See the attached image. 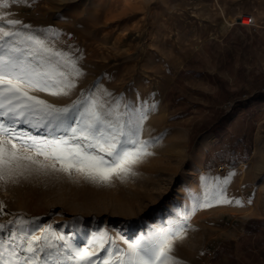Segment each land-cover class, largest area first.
Here are the masks:
<instances>
[{"label": "rangeland", "instance_id": "374dc122", "mask_svg": "<svg viewBox=\"0 0 264 264\" xmlns=\"http://www.w3.org/2000/svg\"><path fill=\"white\" fill-rule=\"evenodd\" d=\"M0 12L21 21L15 30L42 40L75 64L60 68L75 84L68 96L33 95L59 107L95 99L100 111L111 113L107 119L119 114L140 140L148 141L151 153L124 181L114 177L110 183H93L74 171L71 177L50 171L0 182V224L7 225L0 232L4 259L16 229L26 239L43 237L58 246L64 264H74L66 259L72 255L68 245L83 248L101 234L107 235L106 247L115 260L129 244L147 243L160 233L172 239V255L181 264H264L261 235L236 237L247 219L264 216V204L256 203L257 195L264 196V37L259 31L264 8L254 0H27ZM244 14L256 18V31L237 22ZM225 17L235 24L215 37ZM0 27L10 28L2 22ZM21 47L27 55L38 46L25 42ZM232 109L236 116L233 123H222L223 136H250L247 164L242 170L243 162L230 166L210 159L203 168L201 160L219 142L205 129L215 124L217 112L226 119ZM18 129L49 135L24 124ZM259 136L262 151L256 155ZM223 174L232 177L229 185L221 183ZM239 181L249 204L216 198L228 187L238 193ZM218 208L225 211L213 222L210 216ZM18 219L26 222L22 230L8 223ZM208 223L212 229L205 227ZM17 250L19 257L30 255ZM105 256L99 252L101 260ZM41 258L55 264L45 253Z\"/></svg>", "mask_w": 264, "mask_h": 264}, {"label": "snow or ice", "instance_id": "6c2138e0", "mask_svg": "<svg viewBox=\"0 0 264 264\" xmlns=\"http://www.w3.org/2000/svg\"><path fill=\"white\" fill-rule=\"evenodd\" d=\"M21 2L27 0H0V9ZM0 22L10 26L0 27V182L14 183L19 177L50 171L63 172L70 177L74 171L78 178L93 183H110L114 177L124 181L135 175L134 166L151 154L147 152L149 142L140 140L137 131L119 114L114 120L107 119L106 115L111 113L100 111L102 105L95 99L87 104L76 101L59 107L33 95L34 92H47L52 96H68L75 84L69 78L71 74L60 68L62 63L72 68L75 64L63 53L48 49L42 40L15 30L21 21L7 18L6 13L0 12ZM25 42H33L38 47L29 49L25 55V48L21 47ZM75 75H80L78 70ZM21 124L46 129L49 135L35 136L21 131L18 129ZM59 132L64 135H57ZM235 203L240 204V201ZM8 223H15L21 230L26 224L23 219ZM6 228L7 225L0 224V232ZM42 239L45 243L35 247L34 242ZM17 240L18 244L12 243ZM9 243L8 258L4 259L0 252V264H48L47 259L41 258L42 253L54 258L55 264H64L59 258V247L46 238L31 236L26 239L25 233L18 235L13 229ZM107 243V235L101 234L83 248L68 245L72 255L66 259L74 264H181L172 255L173 241L166 233L158 234L147 243L137 240L129 244L128 251L117 255L115 260ZM53 247L57 248L55 253L47 251ZM90 248L95 250L90 251ZM17 249L30 255L19 257ZM102 251L107 252V256L101 260L99 252Z\"/></svg>", "mask_w": 264, "mask_h": 264}, {"label": "trees", "instance_id": "16d2710c", "mask_svg": "<svg viewBox=\"0 0 264 264\" xmlns=\"http://www.w3.org/2000/svg\"><path fill=\"white\" fill-rule=\"evenodd\" d=\"M234 110L235 109L231 110V112L229 113L226 119H224V117L223 118L220 117V111L217 112L214 120V121L217 120L215 124H213L211 128L205 129L207 133L214 132L219 139V142L214 146H212L209 152L207 153L204 162L205 166H207V162L210 159L214 160V162L216 163L220 161H224L230 166H237L240 162H244L249 158L252 147H251V141L249 139L250 136L248 134L245 133L242 137H239L237 139L233 137V134L223 136V130H222L223 128L221 127L224 126H222V123H226L228 121L229 123H233L234 117L236 116V113L234 114ZM241 111H243V109H241ZM205 121L208 122L207 119ZM204 125H208V124L206 123ZM221 147L227 148L229 151L226 152V154H224L220 149Z\"/></svg>", "mask_w": 264, "mask_h": 264}, {"label": "bare ground", "instance_id": "6f19581e", "mask_svg": "<svg viewBox=\"0 0 264 264\" xmlns=\"http://www.w3.org/2000/svg\"><path fill=\"white\" fill-rule=\"evenodd\" d=\"M247 21H244L243 24H246ZM234 19H227L226 17L221 21L220 25L218 26V32L215 33V37H219L220 35H223L225 33V31L227 30V28H230V27H233L234 26ZM199 25H202V23L200 22ZM197 31H200L201 28H196ZM195 30V29H194ZM27 51V50H26ZM111 80V79H110ZM48 95V94H47ZM42 96V94H41ZM52 96V95H50ZM56 97V96H55ZM60 97V96H59ZM62 97V96H61ZM49 98V97H48ZM67 98V97H66ZM67 100V99H66ZM48 101V100H47ZM63 101V100H62ZM64 107V106H63ZM256 142V141H255ZM258 143H261V140L258 142L257 140V145H256V153H260L261 150V147H259V144ZM263 148V147H262ZM247 163L243 162L241 163L238 168L240 169H244V167L246 166ZM227 180L228 182L227 183H224V181ZM232 181V177L227 175V174H223L221 175V183L223 184H226V185H229L230 182ZM239 192L238 193H235V190L233 191L230 187H228L226 189V192L222 193L220 192L216 198H218V200L222 203V201H240L241 204H249V201L246 197V191H244V188H243V182H240L239 181ZM234 197V200H230V198ZM257 200H256V203L258 204V206L260 205H263L264 204V196H261L260 195H257ZM221 208V207H220ZM220 208H218L216 213L214 212L211 216H210V220L215 222L216 219H219L217 218L221 213H223L225 210H220ZM227 210V209H226ZM228 211V210H227ZM216 218V219H215ZM207 220V218H206ZM224 221V220H222ZM215 224V223H214ZM208 225V226H207ZM205 227L208 228V229H212L213 227L210 226L211 224H207ZM216 227V225H215Z\"/></svg>", "mask_w": 264, "mask_h": 264}, {"label": "crops", "instance_id": "0c3cea01", "mask_svg": "<svg viewBox=\"0 0 264 264\" xmlns=\"http://www.w3.org/2000/svg\"><path fill=\"white\" fill-rule=\"evenodd\" d=\"M254 3H255L257 8H264V0H254ZM261 29L259 30L260 34H261V36L264 37V30H263L264 27H262ZM257 91H258L257 89H252L251 93H256ZM263 93H264V90H263ZM261 99H263L262 103L264 104V95H263V97H261ZM257 135H259V134H257ZM260 140L261 139L259 136L258 141H260ZM258 144H259V146H262V143H258ZM254 153H255V151H254ZM256 155H257V153H256ZM203 163H204V157L201 160L202 167H203ZM241 235H244V237H242V240H246L248 238L252 239L253 237H257L258 235H261L262 237L258 241L259 242L264 241V236H263L264 235V216H252L249 219H247L241 225V230L239 231V234L236 237L238 238ZM237 238H233V239H237Z\"/></svg>", "mask_w": 264, "mask_h": 264}, {"label": "built area", "instance_id": "2783aa9c", "mask_svg": "<svg viewBox=\"0 0 264 264\" xmlns=\"http://www.w3.org/2000/svg\"><path fill=\"white\" fill-rule=\"evenodd\" d=\"M239 19H240L239 23H241V25L251 27L254 30L259 28V24L257 23L256 18L251 14L241 15ZM244 21H247L246 24H243Z\"/></svg>", "mask_w": 264, "mask_h": 264}, {"label": "water", "instance_id": "95a60500", "mask_svg": "<svg viewBox=\"0 0 264 264\" xmlns=\"http://www.w3.org/2000/svg\"><path fill=\"white\" fill-rule=\"evenodd\" d=\"M237 22L239 23L240 22V19H238Z\"/></svg>", "mask_w": 264, "mask_h": 264}]
</instances>
